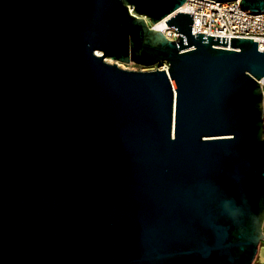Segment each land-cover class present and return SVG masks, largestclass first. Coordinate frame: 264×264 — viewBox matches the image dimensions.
Listing matches in <instances>:
<instances>
[{
  "label": "water",
  "instance_id": "water-1",
  "mask_svg": "<svg viewBox=\"0 0 264 264\" xmlns=\"http://www.w3.org/2000/svg\"><path fill=\"white\" fill-rule=\"evenodd\" d=\"M184 1L0 0V264H264V47Z\"/></svg>",
  "mask_w": 264,
  "mask_h": 264
},
{
  "label": "built area",
  "instance_id": "built-area-1",
  "mask_svg": "<svg viewBox=\"0 0 264 264\" xmlns=\"http://www.w3.org/2000/svg\"><path fill=\"white\" fill-rule=\"evenodd\" d=\"M177 11L193 12L192 33L226 35L228 40L230 36L253 37L260 48L264 47V11L241 7L239 0H185L174 12ZM167 18L168 15L154 23L148 21V24L161 30L167 38L175 39L178 32L167 24ZM159 22L161 24L157 26ZM160 68L164 67L161 65ZM259 83L264 93V76Z\"/></svg>",
  "mask_w": 264,
  "mask_h": 264
},
{
  "label": "rangeland",
  "instance_id": "rangeland-1",
  "mask_svg": "<svg viewBox=\"0 0 264 264\" xmlns=\"http://www.w3.org/2000/svg\"><path fill=\"white\" fill-rule=\"evenodd\" d=\"M164 63H166V62L162 61V62H159L155 65L145 67V66H141V65L134 63V62H128V63L123 62L121 66H125L128 68H136V69H152V68H156V67H160L161 65H164ZM256 261L264 262V239L261 240L259 243L258 253L256 255L255 262Z\"/></svg>",
  "mask_w": 264,
  "mask_h": 264
},
{
  "label": "bare ground",
  "instance_id": "bare-ground-1",
  "mask_svg": "<svg viewBox=\"0 0 264 264\" xmlns=\"http://www.w3.org/2000/svg\"><path fill=\"white\" fill-rule=\"evenodd\" d=\"M160 24H161V22L157 23V26L160 25ZM108 60H110V61H114L113 59H110V58H109ZM122 63H123V62L118 61V64H119L120 66L122 65ZM124 67H125V66H124ZM162 67L165 68V67H167V65L164 64V65H162Z\"/></svg>",
  "mask_w": 264,
  "mask_h": 264
},
{
  "label": "flooded vegetation",
  "instance_id": "flooded-vegetation-1",
  "mask_svg": "<svg viewBox=\"0 0 264 264\" xmlns=\"http://www.w3.org/2000/svg\"><path fill=\"white\" fill-rule=\"evenodd\" d=\"M259 261H256V263H258Z\"/></svg>",
  "mask_w": 264,
  "mask_h": 264
}]
</instances>
